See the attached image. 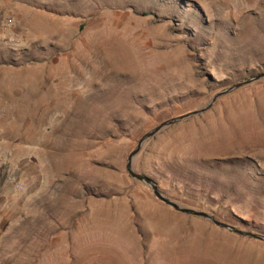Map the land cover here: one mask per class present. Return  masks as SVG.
Listing matches in <instances>:
<instances>
[{
    "label": "rangeland",
    "instance_id": "1",
    "mask_svg": "<svg viewBox=\"0 0 264 264\" xmlns=\"http://www.w3.org/2000/svg\"><path fill=\"white\" fill-rule=\"evenodd\" d=\"M9 18L0 264H264V242L126 170L144 135L264 73V0H0ZM133 169L264 236V79L162 131Z\"/></svg>",
    "mask_w": 264,
    "mask_h": 264
},
{
    "label": "water",
    "instance_id": "2",
    "mask_svg": "<svg viewBox=\"0 0 264 264\" xmlns=\"http://www.w3.org/2000/svg\"><path fill=\"white\" fill-rule=\"evenodd\" d=\"M264 79V73H261L249 80H246L244 82H241L225 91H222L221 93H218L217 95H215L214 99L205 107H203L202 109H199L197 111H193L191 113L170 119L168 121L163 122L162 124H160L159 126H157L156 128H154L152 131H150L149 133H147L146 135H144L141 140L139 141L136 149L130 154V156L128 157V163L126 166V170L128 172V174L136 181L144 183L147 187H149L152 191L153 194L155 195V197L160 200L161 202H163L164 204L172 207L175 211L185 214V215H189L192 217H197V218H202L205 219L209 222H212L214 225L234 232L238 235H241L243 237H249V238H253V239H257L261 242H264V236L263 235H259V234H255V233H250V232H245L242 230L237 229L236 227H233L231 225H228L226 223L220 222L218 221L213 215L205 213V212H201V211H197L191 208H186V207H182L179 204H177L176 202L172 201L171 199L167 198L159 189L157 183L151 179L150 177L146 176V175H142V174H138L134 171L133 169V163L134 160L136 158V156L141 152L143 146L149 142L150 140L154 139L157 135H159L162 131H164L165 129L172 127L174 125H177L179 123H182L183 121L192 119L194 117L197 116H201L204 113L208 112L213 105L216 103V101L221 98L222 96L231 94L232 92L247 86V85H251L253 83H256L260 80Z\"/></svg>",
    "mask_w": 264,
    "mask_h": 264
},
{
    "label": "built area",
    "instance_id": "3",
    "mask_svg": "<svg viewBox=\"0 0 264 264\" xmlns=\"http://www.w3.org/2000/svg\"><path fill=\"white\" fill-rule=\"evenodd\" d=\"M12 26H13V20L9 18L6 19L5 22L3 23V26L0 27V47L12 43L13 39L11 40L10 38L11 35L6 33L10 31Z\"/></svg>",
    "mask_w": 264,
    "mask_h": 264
},
{
    "label": "bare ground",
    "instance_id": "4",
    "mask_svg": "<svg viewBox=\"0 0 264 264\" xmlns=\"http://www.w3.org/2000/svg\"><path fill=\"white\" fill-rule=\"evenodd\" d=\"M46 24H47V23H46ZM34 25H35V24H34ZM34 25H33V26H34ZM41 25H42V24H41ZM42 26H43V25H42ZM36 27H37V26H36ZM36 27H35V28H36ZM32 28H33V27H32ZM38 28H39V27H38ZM43 29H44V30H43ZM43 29L40 28V30H43L44 32L46 31V29L49 30V31L51 30L50 32H58V29L56 28V26H55L54 24H53V25H52V24H48V25H46V29H45L44 27H43ZM53 29H54V30H53ZM37 30H38V29H37ZM59 30H60V29H59ZM47 35H48V33H47ZM51 35H52V34H51ZM35 36H36V35H35ZM124 56H125V55H124ZM127 57H129V56H127ZM130 57H131V56H130ZM130 57H129V58H130ZM123 58H124V57H123ZM124 59H125V58H124ZM130 59H131V58H130ZM122 60H123V59H122ZM130 61H131V60H130ZM125 63H126V62H125ZM128 63H129V62H128ZM128 63H127L126 65H128ZM120 65H121V67L124 68V62H123V64L121 63Z\"/></svg>",
    "mask_w": 264,
    "mask_h": 264
}]
</instances>
